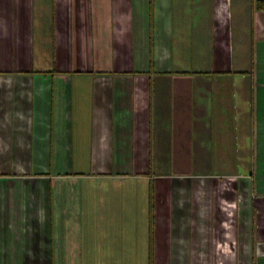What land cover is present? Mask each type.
Segmentation results:
<instances>
[{"label": "crops", "instance_id": "1", "mask_svg": "<svg viewBox=\"0 0 264 264\" xmlns=\"http://www.w3.org/2000/svg\"><path fill=\"white\" fill-rule=\"evenodd\" d=\"M256 1L0 0V264H264V197L213 170L252 152Z\"/></svg>", "mask_w": 264, "mask_h": 264}, {"label": "rangeland", "instance_id": "2", "mask_svg": "<svg viewBox=\"0 0 264 264\" xmlns=\"http://www.w3.org/2000/svg\"><path fill=\"white\" fill-rule=\"evenodd\" d=\"M240 51L241 49L237 51V54L235 55V59L237 60L236 65L240 64L241 68H243V64L245 65L243 62L246 60L248 63H246V67H251L248 58L242 60ZM256 54L257 52H255V48H253L248 56L252 59V62H255L256 64L255 71L251 74L247 73L249 76L246 78V87L251 88L250 92H248L250 93L251 98L249 100L247 90L242 87L244 84L242 79L240 81L239 78H237V99H235V105L233 104V107H235L234 110L233 107L231 110V115L234 114L236 120L237 118L239 119L241 115H246L247 113L252 112V122L250 123L252 152L248 150V148H250L249 135H245L239 131L235 132V134L231 133L228 137H230L231 141H234V144L232 145L230 143L229 146L222 145L220 149L214 153V163L216 164V167L213 169L214 172L226 171V173L240 176L246 175L249 172L248 177L252 179L253 185L251 206H254L255 201L259 205V199L264 197V71L258 69L259 62ZM248 163H250V165L247 167ZM245 180L246 179H244L243 182H245ZM240 194L242 199L246 200V197L248 196V188H243ZM159 228L160 227L157 225L156 229L158 230ZM255 241L256 239L254 238L252 242L253 250H256Z\"/></svg>", "mask_w": 264, "mask_h": 264}, {"label": "trees", "instance_id": "3", "mask_svg": "<svg viewBox=\"0 0 264 264\" xmlns=\"http://www.w3.org/2000/svg\"><path fill=\"white\" fill-rule=\"evenodd\" d=\"M257 9H263L264 10V0H257L256 1Z\"/></svg>", "mask_w": 264, "mask_h": 264}]
</instances>
